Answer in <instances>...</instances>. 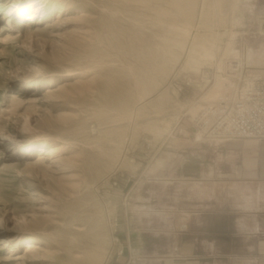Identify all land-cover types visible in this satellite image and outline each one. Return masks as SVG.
Segmentation results:
<instances>
[{"label":"rangeland","instance_id":"1","mask_svg":"<svg viewBox=\"0 0 264 264\" xmlns=\"http://www.w3.org/2000/svg\"><path fill=\"white\" fill-rule=\"evenodd\" d=\"M30 1L0 0V264H121L128 233L171 250L202 197L174 155L230 63L264 61L255 0Z\"/></svg>","mask_w":264,"mask_h":264},{"label":"crops","instance_id":"2","mask_svg":"<svg viewBox=\"0 0 264 264\" xmlns=\"http://www.w3.org/2000/svg\"><path fill=\"white\" fill-rule=\"evenodd\" d=\"M254 4L250 13L256 20L254 29L260 32L264 30V1ZM261 49L264 42L257 52ZM242 60L252 66L264 63L256 57ZM222 96L235 100L238 94L232 88ZM186 142L189 151L175 154L171 167L179 177L196 180V192L202 196L200 202L188 206L191 230L177 233L184 236L182 241L160 254L148 251L139 233H128L123 236L127 246L119 258L121 264L150 258L161 264H264V140L198 142L190 138ZM211 186L215 188L212 195Z\"/></svg>","mask_w":264,"mask_h":264},{"label":"built area","instance_id":"3","mask_svg":"<svg viewBox=\"0 0 264 264\" xmlns=\"http://www.w3.org/2000/svg\"><path fill=\"white\" fill-rule=\"evenodd\" d=\"M230 73L238 96L205 105L194 123L198 141L264 140V65L236 59Z\"/></svg>","mask_w":264,"mask_h":264},{"label":"bare ground","instance_id":"4","mask_svg":"<svg viewBox=\"0 0 264 264\" xmlns=\"http://www.w3.org/2000/svg\"><path fill=\"white\" fill-rule=\"evenodd\" d=\"M2 1V0H1ZM32 3H34V0H31L30 1V4H32ZM27 19H26V21H28V22H32L33 21V19H34V17H35V14H27ZM194 44H195V42H194ZM193 44V45H194ZM192 45V46H193ZM171 52H173V49H172V46H171V44H169L168 46H167V49H166V53L163 55L162 54V56H166L165 58H168V57H170L171 56ZM164 53V52H163ZM170 54V56H167V54ZM173 54V53H172ZM164 58V59H165ZM171 58H172V56H171ZM163 59V60H164ZM165 61V60H164ZM167 61H171V60H168L167 59ZM241 61H243V60H241ZM193 61H188L187 63H186V66H188V67H190V66H192L193 64ZM232 63V62H231ZM231 63H230V68H229V70L231 69ZM233 75V74H232ZM232 77V76H231ZM232 79H233V81H234V84H233V86L231 87V88H236V85H237V82H236V79H235V76L233 75V77H232ZM230 88V89H231ZM221 100H225V99H221ZM227 100V99H226ZM220 101V100H219ZM216 102H218V101H216ZM198 137H200V136H198ZM58 153V150L55 148V147H51L50 148V151H49V154L52 156V155H55V154H57ZM43 242V240H40V241H38V243H42ZM28 243V245H27V249L29 250V252L33 255V256H36V255H38V251L37 250H35L36 249V243H35V240L34 239H29V241L27 242Z\"/></svg>","mask_w":264,"mask_h":264}]
</instances>
